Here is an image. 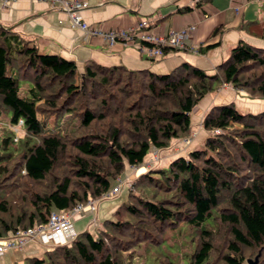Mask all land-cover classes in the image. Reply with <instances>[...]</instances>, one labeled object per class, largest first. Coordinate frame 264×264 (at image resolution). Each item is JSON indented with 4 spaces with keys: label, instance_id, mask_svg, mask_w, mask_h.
<instances>
[{
    "label": "trees",
    "instance_id": "obj_1",
    "mask_svg": "<svg viewBox=\"0 0 264 264\" xmlns=\"http://www.w3.org/2000/svg\"><path fill=\"white\" fill-rule=\"evenodd\" d=\"M245 30L263 36L264 21ZM222 84L264 98V47L240 40L213 73L186 62L157 73L92 60L79 71L0 23V114L8 123L0 120V239L103 198L127 165L188 141L191 111ZM51 116L61 130L43 131ZM200 126L206 135L196 147L128 181L126 200L93 232L15 264H134L137 249L152 264H177L161 246L182 227L189 264H264V110L213 104Z\"/></svg>",
    "mask_w": 264,
    "mask_h": 264
},
{
    "label": "crops",
    "instance_id": "obj_2",
    "mask_svg": "<svg viewBox=\"0 0 264 264\" xmlns=\"http://www.w3.org/2000/svg\"><path fill=\"white\" fill-rule=\"evenodd\" d=\"M86 1L88 7L81 10L82 18L89 25L103 31L131 27L140 20L146 21L145 29L163 37L170 30L186 25L193 24L196 28L187 40V48H166L160 57L152 58L139 48L140 29L136 28L133 32L135 34L129 40L110 45L100 35L84 37L78 28L71 26L64 11L51 7L45 1L12 0L8 5H3L0 0V23L16 25V29L34 42L38 49L41 48L42 52L74 60L79 71H82L86 61L92 60L107 66L122 64L130 69H149L157 73L168 72L186 62L213 73L216 65L240 40L264 47V35L253 36L245 30L251 21H264L263 0ZM186 7L189 10H184ZM251 30L257 33L259 27H252ZM244 95V91L227 84H222L215 92L205 95L190 113L192 123L197 127L194 129L197 133L193 141L198 143L206 135L200 126V119L210 105L218 101L226 103L233 100L238 106V100L245 97ZM175 147L173 145L172 152H168L167 156L175 151ZM182 150L184 149L176 152ZM184 151L187 152V148ZM157 153L160 159L161 155L158 151ZM150 161L137 165L141 166L140 170L137 168L138 171L132 165H127L120 176L121 183L125 180L127 185L128 181L146 171L151 166ZM83 212L74 215V218L78 219ZM73 230L77 231L74 228ZM25 245L22 249L4 251L0 255V264L21 263L24 257L39 256L48 249L37 240L29 241Z\"/></svg>",
    "mask_w": 264,
    "mask_h": 264
},
{
    "label": "built area",
    "instance_id": "obj_3",
    "mask_svg": "<svg viewBox=\"0 0 264 264\" xmlns=\"http://www.w3.org/2000/svg\"><path fill=\"white\" fill-rule=\"evenodd\" d=\"M12 0H2L3 5H8ZM38 1V0H34ZM49 3L51 7H57L64 11L72 27L78 28L84 37L88 36H103L110 45L118 41H127L135 33L134 30L140 29L138 35L140 37L139 48L145 52L147 56L158 58L163 54V48L172 49L187 48V40L195 31L196 26L186 25L179 29H172L167 36H158L153 34L148 29H145L146 21L140 20L134 26L127 28H118L103 31L98 27L89 25L81 16V10L88 7L86 0H40ZM200 1V0H197ZM195 49L197 47H194ZM216 131V130H215ZM155 154V153H154ZM154 158L157 156L154 155ZM137 170V165H132ZM121 180L117 179L114 184L102 197L112 196L119 191ZM90 209L92 212L96 209V200L89 199L85 203L77 204L70 211H52L49 214L48 220L44 224L35 225L26 229H19L16 233L4 239H0V255L7 249H22L24 245L32 240H37L44 245L63 244L71 240L75 236V231L72 227L71 216L78 215L84 209Z\"/></svg>",
    "mask_w": 264,
    "mask_h": 264
},
{
    "label": "rangeland",
    "instance_id": "obj_4",
    "mask_svg": "<svg viewBox=\"0 0 264 264\" xmlns=\"http://www.w3.org/2000/svg\"><path fill=\"white\" fill-rule=\"evenodd\" d=\"M39 51L42 52V49L39 48ZM43 53H45V52H43ZM244 96L245 97L240 98L241 100L239 99L240 101L238 100V106L239 107L237 106V104H235L236 107L240 111L256 113V112H260V111L264 110V98H256V97L253 98V97H249L247 95H244ZM236 101H237V98H236ZM216 104H224V102L218 101V103H216ZM0 120L3 121L6 125H8V123L6 122L7 118L5 115L0 114ZM3 122H2V124H3ZM60 122H61L60 120L54 121L53 116L49 117L45 123L43 131L54 132L57 130H61ZM1 129H3V128H0V136L3 135ZM194 129H197V127L194 126L193 137L189 138L188 141H186L185 139H183L184 142H179L177 140H173L171 142L172 143L171 146L168 149L159 151V154L161 155L160 159L151 160V158H150L149 160H151L150 161L151 166L166 167V165H167L166 163H163V161H162L163 164L162 163L160 164L159 162L161 160L168 158L167 153L173 150V145L176 146L175 151L180 150V149L186 150V148H187V150H190L191 148L196 147L197 144L200 142L197 143V142L193 141L195 139V136L197 133L196 130H194ZM16 133H18L19 135L22 136L26 132L23 129V127H20V128H18V130L16 129ZM151 152L154 154L156 151L152 150ZM154 155L158 156V153L156 152V154H154ZM175 155H176V153H175ZM140 167H137V168L140 170ZM138 169H137V171H138ZM134 170H136V169H134ZM127 194H128V188H127V185H126L125 180H124V181H122L120 188H119V191L116 194H114L112 196H107V197H103L100 199H96V209L94 210V212H92L88 209H85L83 214L80 215V217H78V219L71 216L73 228L77 231L89 229L91 232H93L95 225L97 226L98 223L102 222L105 218L111 217L113 210L119 204H121L123 201L126 200ZM85 213H87V214H85ZM77 231H75V232H77ZM187 235H188V231L186 230V228L183 229V227H182V229L180 231H176V233L173 234V236H171L170 238L166 237V239L162 243V246H161L162 252L167 254L171 258V260L177 264H189L188 257L186 255H183V253H182V251L188 253L190 250V245L186 243V240L188 237ZM135 253H136V255H135L136 259L134 261V264H152L153 259L151 258L150 254H144L143 253L141 255V257L139 256V258H138L137 254L141 253V251H139V249H137V250H135ZM39 256H41V255H39Z\"/></svg>",
    "mask_w": 264,
    "mask_h": 264
},
{
    "label": "water",
    "instance_id": "obj_5",
    "mask_svg": "<svg viewBox=\"0 0 264 264\" xmlns=\"http://www.w3.org/2000/svg\"><path fill=\"white\" fill-rule=\"evenodd\" d=\"M256 261H257V258H255L252 262H251V260H248V263L256 264Z\"/></svg>",
    "mask_w": 264,
    "mask_h": 264
}]
</instances>
